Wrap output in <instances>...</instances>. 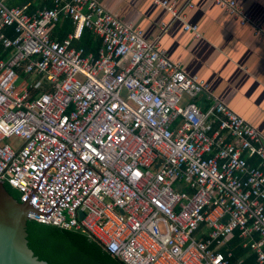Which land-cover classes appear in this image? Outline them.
I'll return each instance as SVG.
<instances>
[{"label":"built area","instance_id":"obj_1","mask_svg":"<svg viewBox=\"0 0 264 264\" xmlns=\"http://www.w3.org/2000/svg\"><path fill=\"white\" fill-rule=\"evenodd\" d=\"M214 1L264 39L236 0ZM63 18L74 31L60 41ZM84 29L97 55L74 44ZM0 44V181L31 221L81 232L125 264H232L222 248L239 229L264 264V136L160 36L97 0H0Z\"/></svg>","mask_w":264,"mask_h":264},{"label":"crops","instance_id":"obj_2","mask_svg":"<svg viewBox=\"0 0 264 264\" xmlns=\"http://www.w3.org/2000/svg\"><path fill=\"white\" fill-rule=\"evenodd\" d=\"M97 1L126 24L141 28L147 40L160 36L172 61L208 82L217 98L264 136V39L251 25L240 24L214 0ZM163 1L174 6L180 19H174ZM236 1L264 27V0ZM6 2L20 6L23 0ZM186 24L197 25L200 36L187 31ZM199 104L206 107L205 97Z\"/></svg>","mask_w":264,"mask_h":264},{"label":"trees","instance_id":"obj_3","mask_svg":"<svg viewBox=\"0 0 264 264\" xmlns=\"http://www.w3.org/2000/svg\"><path fill=\"white\" fill-rule=\"evenodd\" d=\"M28 2L29 0H23L20 6ZM31 5L30 11H34L37 8L36 4L32 3ZM45 5L52 7L53 3L46 2ZM73 31V21L70 18H63L55 27L54 36L63 41ZM6 32L9 37L16 36L14 27L7 28ZM74 44L78 48H85L87 53L93 52L97 55L102 42L89 29H84L80 39L75 40ZM7 54L8 51H5L0 44V58L6 57ZM5 185L10 194L20 200V193L11 185ZM28 233L30 247L40 259L49 264H125L106 251L98 242L81 232L29 221ZM244 241L241 231L238 229L234 231L222 250L233 252L232 264H257L256 253L251 248L245 247Z\"/></svg>","mask_w":264,"mask_h":264},{"label":"water","instance_id":"obj_4","mask_svg":"<svg viewBox=\"0 0 264 264\" xmlns=\"http://www.w3.org/2000/svg\"><path fill=\"white\" fill-rule=\"evenodd\" d=\"M29 203H22L0 181V264H49L29 245Z\"/></svg>","mask_w":264,"mask_h":264},{"label":"rangeland","instance_id":"obj_5","mask_svg":"<svg viewBox=\"0 0 264 264\" xmlns=\"http://www.w3.org/2000/svg\"><path fill=\"white\" fill-rule=\"evenodd\" d=\"M12 142H18V140L17 139H13Z\"/></svg>","mask_w":264,"mask_h":264}]
</instances>
